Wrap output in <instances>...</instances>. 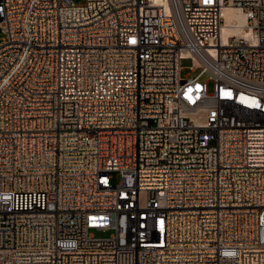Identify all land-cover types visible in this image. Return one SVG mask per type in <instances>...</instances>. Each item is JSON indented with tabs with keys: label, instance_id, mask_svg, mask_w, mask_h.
Here are the masks:
<instances>
[{
	"label": "built area",
	"instance_id": "obj_1",
	"mask_svg": "<svg viewBox=\"0 0 264 264\" xmlns=\"http://www.w3.org/2000/svg\"><path fill=\"white\" fill-rule=\"evenodd\" d=\"M0 264H264V0H0Z\"/></svg>",
	"mask_w": 264,
	"mask_h": 264
},
{
	"label": "rangeland",
	"instance_id": "obj_2",
	"mask_svg": "<svg viewBox=\"0 0 264 264\" xmlns=\"http://www.w3.org/2000/svg\"><path fill=\"white\" fill-rule=\"evenodd\" d=\"M78 3H83L85 0H75ZM194 65V61L192 58H184L181 60V66H182V77L183 78H194L196 77L200 72L201 69L197 68L196 70H192L191 67ZM200 81L203 83L208 82L209 90L210 92L214 89V83L209 80V76L207 74H203L200 77ZM112 181L114 184H119L121 181V173L119 171L112 172ZM90 233L94 235L96 238L104 239L108 238L113 235L114 230L108 229V230H91Z\"/></svg>",
	"mask_w": 264,
	"mask_h": 264
},
{
	"label": "bare ground",
	"instance_id": "obj_3",
	"mask_svg": "<svg viewBox=\"0 0 264 264\" xmlns=\"http://www.w3.org/2000/svg\"><path fill=\"white\" fill-rule=\"evenodd\" d=\"M224 16L227 20V26L224 27V38L226 39L227 34H244L246 33L245 28V16L240 12L238 8L227 7L224 10Z\"/></svg>",
	"mask_w": 264,
	"mask_h": 264
}]
</instances>
